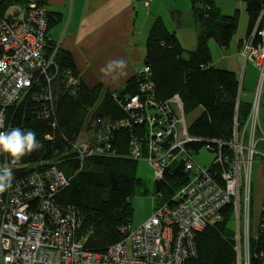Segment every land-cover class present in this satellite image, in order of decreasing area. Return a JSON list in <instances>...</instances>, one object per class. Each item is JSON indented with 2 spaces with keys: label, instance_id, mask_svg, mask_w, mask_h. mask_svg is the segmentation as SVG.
Segmentation results:
<instances>
[{
  "label": "built area",
  "instance_id": "1",
  "mask_svg": "<svg viewBox=\"0 0 264 264\" xmlns=\"http://www.w3.org/2000/svg\"><path fill=\"white\" fill-rule=\"evenodd\" d=\"M151 1L143 0L144 7ZM40 2L28 3L16 18L0 12V62L6 65L0 71V131L10 129L7 109L18 105L40 81L50 91L57 71L54 55L58 47L53 49L47 40L48 12ZM239 55L244 66L255 68L257 79L247 119L242 127L234 120L229 142L191 137L178 96L157 100L150 71L143 67L137 94L120 103L126 117L95 120L92 127H98L96 134L87 140L79 138L71 146L81 166L89 158L113 155L114 131L136 128L138 135L128 143V158L147 163L154 182H160L174 163H179L189 176L166 204L155 205L151 216L138 227L123 226L122 240L107 251L89 252L77 239L79 221L74 212L56 201L69 179L53 165L36 170L14 179L12 187L0 193V264H186L196 255V233L220 221L221 211L227 206L233 211L236 264H249L252 167L256 156L264 179V127L260 121L264 30L257 31L256 25L242 42ZM67 78V84L76 85V79L69 74ZM238 84L240 89L239 79ZM44 99L50 103V94ZM202 143L201 149L213 155L206 169L193 162L197 153L190 149ZM5 161L4 154H0V165Z\"/></svg>",
  "mask_w": 264,
  "mask_h": 264
},
{
  "label": "trees",
  "instance_id": "2",
  "mask_svg": "<svg viewBox=\"0 0 264 264\" xmlns=\"http://www.w3.org/2000/svg\"><path fill=\"white\" fill-rule=\"evenodd\" d=\"M242 1L246 8L248 37L256 25L257 31L264 30V16L260 17L264 0ZM19 2L25 7L28 4L23 0H0V12L9 16L8 9ZM40 4L44 6V0ZM191 7L198 31L195 51L186 54L175 35L166 30L160 19H155L146 38L143 67L150 71L157 100L165 101L177 95L185 116L201 109L188 126L191 137L227 143L232 138L234 120L239 127L246 121L250 101L238 97L242 87L239 89L236 74L212 67L208 41L213 40L221 49L228 48L239 15L234 12L231 16H222L208 0H191ZM47 15L49 28L54 20L49 13ZM256 37L258 39L259 35ZM54 64L57 71L50 82V91L45 82L40 81L18 105L6 111L10 129L33 130L43 144L41 149L10 166L14 179L50 165L69 179L68 187L57 195L56 201L74 212L79 221L77 239L81 240L84 250L103 253L122 240L121 228L132 222L131 199L142 181L136 175L137 162L128 158V143L138 131L136 128L114 131L113 155L89 158L81 166L71 146L87 133L96 134L98 127H92L95 120L124 119L126 113L120 103L137 94L141 76L131 78L119 91H109L100 85L88 88L82 83L71 56L59 48ZM68 74L77 80L76 85L67 84ZM48 93L50 103L44 99ZM203 144L190 149L198 153ZM4 158L11 159L7 154ZM188 180L181 165L172 164L164 178L154 182L155 205L166 204ZM232 212L231 206L225 207L220 221L196 233V255L186 264H236L234 229L229 227L233 223ZM258 225L257 234L250 235L249 239V264H264V211Z\"/></svg>",
  "mask_w": 264,
  "mask_h": 264
},
{
  "label": "crops",
  "instance_id": "3",
  "mask_svg": "<svg viewBox=\"0 0 264 264\" xmlns=\"http://www.w3.org/2000/svg\"><path fill=\"white\" fill-rule=\"evenodd\" d=\"M208 1L222 16L238 12L237 28L228 48H217L213 40L208 46L212 67L239 76L243 64L239 49L247 29L245 4L242 0ZM44 7L54 20L47 31L48 42L69 53L78 78L88 88L100 85L104 90L119 91L140 73L146 38L155 19L175 35L186 54L196 49L198 31L191 0H152L147 7L143 0H44ZM116 59L126 61V75L105 77L101 69ZM252 206L253 231L258 218L254 213L262 211L261 197Z\"/></svg>",
  "mask_w": 264,
  "mask_h": 264
},
{
  "label": "rangeland",
  "instance_id": "4",
  "mask_svg": "<svg viewBox=\"0 0 264 264\" xmlns=\"http://www.w3.org/2000/svg\"><path fill=\"white\" fill-rule=\"evenodd\" d=\"M24 4L26 2L31 3L35 2V0H23ZM25 11V6H22V4L16 3V5L11 6L8 9V14L11 17L17 16V12ZM16 18V17H15ZM50 44V43H49ZM51 47L54 49L56 45L50 44ZM57 47V46H56ZM218 48V46H217ZM216 54V53H214ZM239 81L241 80V87L242 92L238 94V97L242 100H249L251 101V96L253 93V90L255 88L256 79H257V73L255 68L251 64L243 65L239 72ZM201 112L200 108L195 109L192 113H190L187 116V122L190 124ZM260 121L262 127H264V95L261 97L260 101ZM91 133H87L84 135L83 139L87 140L91 137ZM193 162L198 165L200 168L206 169L208 168L213 160V155H211L209 152L205 151L204 149H201L197 154H195L192 158ZM255 162L253 163L252 167V203H255L257 200L260 199L262 201V209H264V179H262L261 175L259 174L260 171V165L257 160H259V157L256 156ZM136 175L137 177L142 181L141 187L136 191L134 196L131 199V204L133 208V217L131 222V227L136 228L140 224H142L146 219H148L151 216V208L153 204V208L155 206V192H154V175L153 170L151 167L145 163V162H138L137 163V169H136ZM253 209V206H252ZM261 212L259 211L256 214V221L255 224H253V231L251 227V235H256L258 230L260 229L258 222L261 217ZM252 215V212H251ZM252 218V217H251ZM252 221V219H251ZM233 223H230L229 227L234 229V221Z\"/></svg>",
  "mask_w": 264,
  "mask_h": 264
},
{
  "label": "clouds",
  "instance_id": "5",
  "mask_svg": "<svg viewBox=\"0 0 264 264\" xmlns=\"http://www.w3.org/2000/svg\"><path fill=\"white\" fill-rule=\"evenodd\" d=\"M5 67L6 65L0 62V71H3ZM126 68L124 59H116L109 61L101 72L105 77L112 76L115 79L126 75ZM2 126L3 120L0 118V127ZM42 147L43 144L37 139L33 130L14 127L8 131H0V154H7L11 158L10 161L6 160L3 165H0V193H4L13 185L14 173L10 165L19 163L24 156Z\"/></svg>",
  "mask_w": 264,
  "mask_h": 264
}]
</instances>
